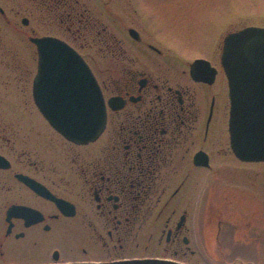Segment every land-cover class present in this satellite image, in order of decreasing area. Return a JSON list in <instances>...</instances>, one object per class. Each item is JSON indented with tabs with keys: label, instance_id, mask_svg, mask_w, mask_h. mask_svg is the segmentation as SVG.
I'll list each match as a JSON object with an SVG mask.
<instances>
[{
	"label": "flooded vegetation",
	"instance_id": "af4514ba",
	"mask_svg": "<svg viewBox=\"0 0 264 264\" xmlns=\"http://www.w3.org/2000/svg\"><path fill=\"white\" fill-rule=\"evenodd\" d=\"M132 1L126 0L131 11ZM93 3L95 10L87 0H14L8 14L0 7L3 21L45 13L62 38L42 36L60 39L83 58L107 112L102 134L86 145L67 141L42 116L61 146L24 140L16 120L0 124V264L132 259L194 264L199 249L206 256L214 254L208 247L211 228L198 241L189 179L194 170L211 169L210 123L224 107L226 78L220 57L225 37L215 50L205 47L203 55L180 69L174 55L112 11V0ZM23 18L28 26L29 18ZM118 22L135 51L124 49L114 32ZM152 23L159 31L158 23ZM32 37L41 36L28 34L33 45ZM85 50L99 53L98 61L92 62ZM101 53L111 59L102 62ZM196 60L208 63L207 81L191 77L190 64ZM111 98L116 100L113 109L108 106ZM197 143L200 147L193 151ZM199 152L207 156V167L193 164ZM18 176L34 180L63 205L41 196ZM216 233V254L223 256L226 246L229 254L245 258L243 244L223 246L219 225Z\"/></svg>",
	"mask_w": 264,
	"mask_h": 264
},
{
	"label": "rangeland",
	"instance_id": "374dc122",
	"mask_svg": "<svg viewBox=\"0 0 264 264\" xmlns=\"http://www.w3.org/2000/svg\"><path fill=\"white\" fill-rule=\"evenodd\" d=\"M87 1L95 10L93 0ZM132 4L134 13L126 7V0H112V11L121 15L125 23L134 24L150 43H156L174 55L180 69L187 68L186 61L191 62L203 55L205 47L215 50L216 44H221L229 33L249 26L264 28V0H133ZM0 7L8 14L7 11L14 7V0L0 1ZM23 17L29 18L28 26L22 25ZM152 19L158 23L159 31L153 28ZM58 32L45 13L36 17L23 13L17 18L9 16L7 21L0 18V61H4L0 66V124L16 120L15 123L22 126L19 129L24 140L61 146L62 141L48 127L33 103L31 90L37 54L27 39L28 34L58 36ZM114 32L123 40L124 49L129 53L132 49L135 51L119 22ZM84 54L92 62L98 61L99 53L85 50ZM101 55L105 57L100 60L102 62L111 59L109 53ZM224 83V107L210 123L211 169L194 170L189 179V187L191 185L196 199L191 212L198 222V241H201L200 234L202 236V232L211 228L212 239L208 247L214 254L206 256L205 250L199 249L193 263L264 264V162H242L231 152L225 80ZM19 113L21 115H15ZM30 134L33 137L29 138ZM37 145L41 153L43 148ZM199 147L200 143H197L193 151ZM205 219H208L207 223ZM218 225L221 228L218 242L223 246L226 243L243 244L245 258L233 256V252L229 254L226 246L223 256L216 254Z\"/></svg>",
	"mask_w": 264,
	"mask_h": 264
},
{
	"label": "water",
	"instance_id": "95a60500",
	"mask_svg": "<svg viewBox=\"0 0 264 264\" xmlns=\"http://www.w3.org/2000/svg\"><path fill=\"white\" fill-rule=\"evenodd\" d=\"M27 22V19L22 20L23 25ZM30 41L37 54L32 99L39 113L67 141L77 145L96 141L105 128L107 112L105 100L90 68L74 49L58 38L32 37ZM220 62L228 86L231 152L242 162H264V28L246 27L228 34L223 41ZM207 64L203 60L190 64V75L195 81H207L204 78ZM211 81L212 77L208 82ZM115 101L114 98L109 99L108 106L113 109ZM2 160L0 157V167ZM193 164L207 167L208 158L199 152ZM18 178L59 207L63 205L61 200L34 180L26 176ZM9 213H13V209ZM67 264L182 263L163 259H132Z\"/></svg>",
	"mask_w": 264,
	"mask_h": 264
}]
</instances>
